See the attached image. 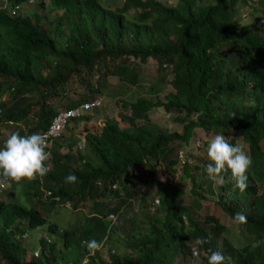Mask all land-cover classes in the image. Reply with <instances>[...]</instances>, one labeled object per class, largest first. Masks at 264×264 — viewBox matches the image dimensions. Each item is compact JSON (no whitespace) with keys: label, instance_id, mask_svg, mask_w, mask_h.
I'll list each match as a JSON object with an SVG mask.
<instances>
[{"label":"trees","instance_id":"1","mask_svg":"<svg viewBox=\"0 0 264 264\" xmlns=\"http://www.w3.org/2000/svg\"><path fill=\"white\" fill-rule=\"evenodd\" d=\"M4 1L0 124H16L12 132L40 133L60 109L147 83L143 66L149 59L155 74L145 94L120 100L121 111L106 117L98 131L80 124L81 149L62 135L51 138L45 149L49 172L18 183L38 200L48 190L51 205L68 200L76 209L88 201L79 226L59 231L38 206L1 199L5 186L0 189V264H187L192 248L202 264L209 249L222 252L224 264H264V187H257L264 181V19L257 18L264 16V0H122L111 8L98 0H48L55 14L41 19L36 12L21 15L26 0ZM73 81L82 85L77 96L60 103L46 99ZM98 106L64 125L87 121ZM153 106H161L179 129L152 121ZM217 133L234 145L240 138L252 159L242 193L230 172L222 173L217 195L207 177L204 150ZM159 163L172 177L179 164L188 189L155 178ZM69 174L75 183H65ZM136 197L147 207L139 217L131 207ZM237 212L245 223L234 220ZM21 222L44 225L61 247L55 251L51 239L40 237L39 253L27 254L19 241ZM240 228L248 237L236 244ZM228 229L233 242L224 236ZM93 239L108 243L106 255L101 248L89 254L83 242Z\"/></svg>","mask_w":264,"mask_h":264},{"label":"rangeland","instance_id":"2","mask_svg":"<svg viewBox=\"0 0 264 264\" xmlns=\"http://www.w3.org/2000/svg\"><path fill=\"white\" fill-rule=\"evenodd\" d=\"M27 1V2H26ZM21 2L20 4V9L19 12L21 13V15H31L34 12H36V14L40 15L39 19L41 18H45V17H51V15L55 14V11L51 10L49 8V1L48 0H43L44 4V8H42L41 5L38 4L39 0H26ZM100 2L101 5H103L104 7H113L116 4H119L122 0H98ZM164 2H174L175 0H161ZM4 2H8L7 0ZM43 14V15H42ZM259 19H264V16H261L260 14L257 15ZM152 60H148L145 64H144V68L143 71L145 72V80L147 83L143 82L141 84L138 85H134L131 87V89L126 92L123 95H117V96H111V97H105L102 95V100L99 103L98 108V114L92 113L93 115L90 116L89 114V119H87V121H84L83 119L80 120H70V122H68V124L64 127L63 129L60 131L59 134H57V138H60L61 135L62 137L60 139H62V141L64 142H75L76 146L78 149L82 148V142H81V137L78 134V130L80 129V124H82V126H86L89 130L92 131H98L100 125L102 124V121L109 116H113L116 112L121 111V107L119 106V101L120 100H131L134 98V96L137 93L140 94H145V90L147 88V84L148 82H151L154 78V69H152ZM156 76V75H155ZM113 81V80H112ZM64 86V85H63ZM111 89H115L114 87H112ZM82 85L75 81L72 82H67V84L64 86V90H61L60 86L58 89V93L56 95H51V96H47V100L48 101H53L55 103H60L64 100V98L67 96L68 98L71 97H75L77 96V94L82 92ZM161 94V93H160ZM5 95L2 96V98ZM93 111V110H88V112ZM30 115V114H29ZM28 115V121L29 124L32 122V118H30V116ZM148 115L149 118L158 123L161 126H165L169 129H179V125L178 124H171L169 121V115L165 114L163 111V108L161 106H153L152 108H150V110L148 111ZM137 123L141 122L140 119L136 120ZM20 124V123H19ZM171 124V125H170ZM2 125H6V123H2L0 124V147H3L4 141L6 140V138L8 137V135L12 132V130H14V127L16 126V124L14 123H8L9 126H2ZM25 127V126H24ZM77 134V135H76ZM55 136V137H56ZM76 137V138H74ZM239 140H236L235 144H239L242 147V142L240 140V138H237ZM195 140V139H194ZM201 140L199 139V144H200ZM193 144H195V142H193ZM66 145L63 144V146L61 147V151H64L66 149ZM203 149L201 148V151ZM190 151V150H189ZM207 151V147L205 148L204 152ZM191 152V151H190ZM46 153L48 154V152L46 151ZM186 155V153H185ZM185 158V157H184ZM188 162H190L192 160V157L188 156L187 157ZM176 172L175 175H173V177L167 172L163 170V165L162 163H159V165L156 167V171H155V178H157L158 180H168L170 181L172 184H180L184 187L185 190L188 189L189 185H190V180L187 176L181 177L179 176V164L176 165ZM223 178V177H222ZM225 181V178H223V182ZM221 182V178H217V180L213 181V188L215 189L216 195L219 192L217 190V186L218 184ZM258 189L260 190L261 188L264 187V181H261L257 184ZM152 195H153V202L155 203L156 201L154 200L157 195L155 193V187L152 186L151 188H149ZM40 194V198L39 200L37 199L36 195H32L31 193H29V191H26L25 189H23L22 184H18L15 182H11V181H7L5 184V187L3 189V191L1 190V199L4 200H12V201H16L19 202L22 205L25 206H29L34 204L35 206H38V208L40 209L42 215L45 216V218L48 221H52L55 224H57L59 226V229L57 230H62L64 228H71L73 226H79L81 224L82 219L84 218V214L85 213H89L88 211V205L89 202H85V204L81 207L78 206L76 209H71L70 205H66L64 201L62 202H57L55 204H50L48 201V198H46L44 196V190L41 192H39ZM189 194V192L186 193L185 196H187ZM214 194V196H216ZM147 200H151L150 196L146 197ZM146 200V201H147ZM156 204V203H155ZM131 207L133 209L136 210L137 216H141L140 214L143 213V211H145L147 209V207H144L142 202H140V200L136 197L133 198L131 200ZM208 210L209 207L207 208ZM110 218V217H109ZM20 229L21 231H25L26 232V236L25 237H19V241L21 242V245L23 246L25 252L27 254L32 253L35 254L37 253L36 251H38L39 249V243H38V239L40 237L45 238L46 240L49 241V239L52 240V242H54V247H55V251H57V249L59 247H61V243L60 240L57 239V237L52 233L49 234L48 232H46L45 226L44 225H38L35 227H28L26 225V223L21 222L20 223ZM241 229V228H240ZM241 235L240 240H238L239 238L237 237L234 240V243L236 244H242V242L245 241V237H248L242 229L238 232ZM19 234V232H18ZM224 236L228 239V241L233 242V234H232V230L228 229L227 232L224 233ZM51 242V241H49ZM108 246V243H106V245L103 243V246L100 249V252L102 255H106L107 251H106V247ZM109 246L113 247L114 249H116V251H120V246H114L113 244H111L109 242ZM79 247L77 248L76 252H79ZM39 253V251H38ZM29 258V257H27ZM61 261V260H60ZM187 264H202V261L198 258V254L195 255V253L192 252V256L188 259L187 262H184ZM175 264H182V263H175Z\"/></svg>","mask_w":264,"mask_h":264},{"label":"clouds","instance_id":"3","mask_svg":"<svg viewBox=\"0 0 264 264\" xmlns=\"http://www.w3.org/2000/svg\"><path fill=\"white\" fill-rule=\"evenodd\" d=\"M48 142L47 133L21 135L20 131L11 132L4 141L3 147H0V183L4 182L5 186L6 181L20 183L25 180L42 179L49 172V168L45 166L48 158L45 149L48 147ZM207 156L210 163L206 165L205 172L210 180L215 181L219 177L223 183L222 173L230 172L234 188L241 193L244 192L252 159L239 144L234 145L225 135L217 133L207 144ZM77 179L74 174H69L65 178V183H75ZM234 220L245 223L247 218L237 212L234 214ZM20 235L25 237L26 232L20 231ZM83 243L92 255L102 247V244L95 239ZM199 243L203 245L206 241L201 238ZM209 251L207 264H224L225 257L222 252L210 249Z\"/></svg>","mask_w":264,"mask_h":264},{"label":"built area","instance_id":"4","mask_svg":"<svg viewBox=\"0 0 264 264\" xmlns=\"http://www.w3.org/2000/svg\"><path fill=\"white\" fill-rule=\"evenodd\" d=\"M16 9H17V4H14L10 10L11 12H16ZM100 101H101V97L96 96L95 98L91 100L81 102L73 107H69L66 109H60L59 111H57V113L51 118L47 127L43 131L40 132V133H47L49 135L48 145L50 144L51 138L55 137L63 129V126L68 118L78 116L81 113L92 109L94 106L99 105ZM2 186H4V182L0 183V187ZM46 194H49L48 190H44V195ZM54 198H56V200L59 199L58 196H54ZM155 201L157 202L156 199ZM64 202L66 205H69L68 200H65ZM108 217L113 218V215L109 214ZM192 252L195 253L194 248H192Z\"/></svg>","mask_w":264,"mask_h":264},{"label":"crops","instance_id":"5","mask_svg":"<svg viewBox=\"0 0 264 264\" xmlns=\"http://www.w3.org/2000/svg\"><path fill=\"white\" fill-rule=\"evenodd\" d=\"M1 189V188H0ZM58 229H59V227H58Z\"/></svg>","mask_w":264,"mask_h":264}]
</instances>
